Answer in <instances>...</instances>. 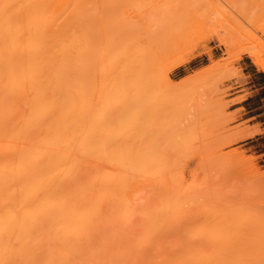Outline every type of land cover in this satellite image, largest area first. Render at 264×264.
<instances>
[{
  "label": "rangeland",
  "instance_id": "rangeland-1",
  "mask_svg": "<svg viewBox=\"0 0 264 264\" xmlns=\"http://www.w3.org/2000/svg\"><path fill=\"white\" fill-rule=\"evenodd\" d=\"M148 1H69L75 27L74 81L72 88L75 150L87 151L88 154L86 155L88 156L86 157H88L89 166L108 168L106 169L107 173L108 170L116 171L114 167L117 165L115 166L114 161L119 163L118 166H121L122 161L130 160L132 157L136 160L149 158L153 160L154 164L161 166L158 172H153L154 174L148 177L147 181L139 175V177L135 176L136 178L132 181L130 178L127 179L130 180L131 184L128 183L130 186H125L126 183L123 184V187L127 188H125L126 190L119 189L120 186L117 183L112 185L113 188L108 185L111 190L105 187L109 191L107 192L108 196L105 195L104 201L100 200V202L102 201L101 206L97 203L96 205L100 207V214L104 215L101 216L105 217L106 213V216L110 217L109 219L100 217V219H105V222L109 220L108 223L111 221V225L109 227L102 226L101 229L97 227L98 229L95 231L92 228L95 224H91V228L96 232V235L99 229L100 232L103 231L102 236L99 233L98 238L96 236L92 237V240H94V237L97 238L98 242L94 241V243L103 246L93 247H99L100 249V247L107 246L104 251L102 250L103 254L105 253V256L110 259L111 252L113 254L115 252V254H118L117 257L112 255L111 259L115 261L116 258L131 262L142 259L145 262L149 260L150 262L167 261L172 258L173 260H180L183 259L182 254L187 252L185 251L188 248L187 246L195 243L192 238H196V242H200L201 247L196 243L195 246L198 247L195 248L194 246V248L198 249L200 247L199 260L201 262L202 260L203 262L205 260H212L213 262L215 260L225 262L251 261L253 254L258 253L256 252L258 249L256 238L245 234L242 239H238L234 233H230L231 229L229 227L232 226L231 228L234 229L235 224L239 222V218L230 226H226L227 223H224L217 225V227L216 223H213L216 222L213 217L215 214L209 210L212 214L207 212L210 216L207 215L206 217L205 212L208 209L212 210L210 207L212 199L213 202L216 200L219 203L220 208L221 205L223 208L224 204L222 203H225V201L227 205L231 202L228 206L224 205L223 211L227 209L225 210L226 213L230 208L231 212L237 211L238 214H251V216L264 213V102L259 100L260 96L256 94L254 87L249 88L251 84L248 83L249 77L246 73L248 70H244L241 66L242 63H248L259 75L264 76V71L254 65L251 58L244 53V49L247 47H255L259 43L264 44V33H262L264 32V0H195L194 3H199L201 6L198 14L199 24L187 30L183 36L172 41L166 57L171 61H175L177 58L182 59L180 65L168 71V75L174 83L179 81L181 83H177L176 91L174 93L170 92L171 94L169 92L167 94L163 90L166 87L163 84H159L152 89L137 91L130 98L129 105L126 108L128 112L123 116L125 120L121 123L122 127H119L117 122L105 120L104 118L110 110L107 112L108 105L104 112L101 110L102 103L99 94L101 85L98 80L95 84L92 83V71L97 70L95 63L99 60L101 40H104V37L107 39L108 34L110 36L111 31L118 26V23L122 24L126 19H133L134 15L141 14L142 9L145 11L143 6ZM38 2L40 0H0V4H2L0 5V11L5 14L2 15L4 18L6 12L10 13L8 11L10 8L16 9L15 7L34 5ZM2 7L4 10L7 7L9 9L7 8L4 12V10H1ZM3 18L1 17V19ZM79 21L86 24L85 35H82V38L78 33ZM258 29H261L262 32ZM221 40L227 41L228 46L226 47ZM262 56H264V50H262ZM79 64L81 68L78 67ZM238 106L240 108H237ZM247 110L251 111L246 113ZM251 115L258 116L249 120L245 119ZM119 132H121V141H123L120 144L118 143L120 136H117ZM105 138L108 145H105L104 151L100 149V143ZM116 142L120 145L119 150L121 149L123 152L122 157L119 156V152L115 153L118 149ZM193 149H197L196 152ZM114 150L119 159L114 157ZM188 150H190V153H194L190 155ZM187 152L188 155L185 156ZM113 158H116V160L112 161ZM181 158H184L185 161ZM107 160L111 165L106 162ZM202 161L205 162L204 165L206 166H203ZM143 162H146V160H143ZM200 163L202 168L207 167L206 170L200 167ZM201 170L204 172H200ZM110 173L113 175L115 172L111 171ZM124 191L125 193H121ZM201 191L206 192L207 195L204 192L200 193ZM109 193L112 196L115 193V197L119 194L120 201L118 200L119 196L116 197L117 201L114 196V199L109 196ZM106 198H108V201ZM109 199L113 200L112 203ZM144 201L147 203L146 205ZM150 201L152 202L150 203ZM143 203L145 207L141 206ZM202 203L203 205L204 203L206 205L210 203V208L207 205L206 208L208 209L204 208L206 210L202 211L200 209ZM149 204L151 205L149 206ZM152 205L155 209L151 208ZM163 205L166 207L165 209L162 208ZM214 208L216 209L214 210ZM159 209L167 211H161L165 215L163 217L174 214V216L179 215L180 218V215L182 217L184 215V219L187 220L186 218H188L189 222L195 218V222L192 220L189 223L191 229H187V225L184 229H187V232H185L189 233L185 236L181 233L184 231L182 227L180 228L182 231H178V228H175L177 226H173L174 223L178 224L176 222L178 220H171L173 222L171 223L170 219L165 218L169 220L170 224L168 225V222L166 223L164 219L167 227L164 229L166 235L162 236L163 233L160 232L164 228L162 223H160L159 232L157 231L158 226H156L159 225L156 222L158 221L156 217L159 218L160 216L159 211L157 216L153 214L155 213L154 210ZM146 210L156 219L153 220L156 225L153 223H151L153 227L150 225V231H153L152 228L154 231L147 234L148 236L145 235V230H147V233L149 232L150 223H144L146 221L144 216ZM150 210L154 212L151 213ZM213 210L214 213L218 212L215 206ZM141 213H144L145 218L142 217L144 221L140 220L139 217H135L142 215ZM185 214L189 216L187 217ZM125 215H129V217L134 215L135 220L132 218V223H135L134 226H131V223L130 226L125 224L127 219L129 222L131 221ZM193 215H197L199 218L193 217L190 219ZM228 215L235 214L229 213ZM236 215L234 220L237 218ZM244 216L242 215L240 218L242 221L239 222V227L236 226L244 228L245 232H249L250 226L246 225L243 219ZM163 217H161V221ZM147 220H149L147 222H150L152 219L150 220L147 217ZM185 220H181V222L184 221L182 223L186 224ZM192 222L194 223L192 224ZM208 222L210 225L207 224ZM96 223L98 225L99 221ZM101 223L98 226H101ZM180 225L182 224L180 223ZM94 228L96 227L94 226ZM103 228H111L107 231L113 230L114 237L110 235L111 238L105 239V236L109 237L110 232L104 235ZM211 228L214 237L208 239L207 236V240L205 235ZM231 231L233 232V230ZM94 232L92 231V235ZM122 232L125 235L121 236ZM133 232L134 234L130 235ZM226 232H229V234ZM151 233L153 235H150ZM117 235L120 242L116 238ZM124 236L125 238H123ZM187 237L191 238V243ZM92 240L90 241L91 245L94 244ZM150 243H152V246ZM142 246L144 247L139 248ZM174 246L177 248L173 249ZM202 246L204 247V253L202 252ZM148 247H150V250ZM209 250L210 254H208ZM233 250L234 252H232ZM235 250H238V252H235ZM163 251L166 253L163 254ZM205 251L208 255H205ZM101 253L99 252V254ZM216 253L219 256H215Z\"/></svg>",
  "mask_w": 264,
  "mask_h": 264
},
{
  "label": "bare ground",
  "instance_id": "bare-ground-1",
  "mask_svg": "<svg viewBox=\"0 0 264 264\" xmlns=\"http://www.w3.org/2000/svg\"><path fill=\"white\" fill-rule=\"evenodd\" d=\"M69 1L40 0L34 5L15 7L16 9L10 8L8 10L10 13L6 12L9 7L5 10L2 7L1 10L7 13L4 18L2 15L5 14L0 11V16L3 18L0 17V264H264V213L251 216V214H238L237 211L234 212L233 210L231 212V208L226 213L225 210L227 209L223 211L224 205H227L225 204L226 201L225 203L221 202L224 205L223 208L221 205L222 210H220L219 203L215 200L217 206L212 199L210 202L209 198L208 200L212 205L210 203L207 205L212 210L206 208V203H204L205 207L202 203L200 209L202 211L208 209L205 212L206 217L207 215L209 217L212 213L215 214L213 217L216 222L213 223H216V226L224 223H227L226 226H230L238 218L241 222V216L245 215L243 219L246 225L250 226L249 232H245L244 228H238L239 222L235 224L234 229L231 228L232 226L229 227L233 232L229 230L238 239H242L245 234L256 238L258 243H256L258 245L256 252L258 253L253 254L251 261L225 262L215 260L213 262L212 260H205L203 262L202 260L201 262L199 260L200 242H196L197 239L192 238L195 241L192 244L191 238H188L189 236L187 238L190 240L191 245L186 248L189 251L183 248L187 252L182 254L183 259L179 258L180 260H173L172 258L167 261L150 262L149 260L145 262L142 259L131 262L116 258L115 261L111 260L112 255L117 257L118 254H115V252L114 254L111 252L110 259L105 256V253L103 254L102 250L104 251L107 246L100 247V249L99 247L95 248L96 246H103L102 244H96L98 242L96 240L97 235L100 233L99 235L102 236L103 234V231L100 232L101 227L111 225V221L108 223L109 220H106L107 222H105L106 217L107 219L110 217L106 216V213L103 217L104 215L100 214L101 211H99V206L104 201L103 198L105 195L108 196L107 192L109 191L105 187L109 188L108 185H110L113 188L112 185L117 183L120 186L119 189H125L126 187H123L124 183H126L125 186L131 184L130 180L127 179L130 178L132 181L138 175L147 181L148 177L154 174L153 172H158L161 166L154 164L153 160L149 158L136 160L133 157L130 160L122 161L121 166H118L119 163L114 160L119 156H123L122 150H119V144L123 142L121 141V132L117 134V136H120L118 138V140L120 139L119 142L117 141L119 144L116 142L118 151H113L116 158H113L112 161H114L115 166L117 165L114 167L116 171L108 170L107 173L106 169L108 168L90 167L88 157H86L88 156L86 155L88 154L87 151L75 150L72 108L75 27ZM194 1L149 0L143 6L145 11L142 9L141 14L134 15L133 19H126L122 24L118 23V26L113 27L114 30L111 31L110 36L108 34L109 38L105 39L104 37V40H101L99 60L95 63L97 70L92 71V83L95 84L98 80L101 85L99 94L102 112L107 109V105V112L110 110L109 114L104 117L105 120L115 121L119 124V127H122L121 123L125 120L123 116L128 112L126 108L129 105L130 98L137 91L152 89L159 84L166 85L163 90L167 94L176 91L177 83L181 82L174 83L170 79L168 71L180 65L182 59L177 58L175 62L166 57L171 42L199 24L198 14L201 6L199 3H194ZM85 29L86 24L79 21L78 33L81 38L82 35H85ZM261 29L258 30L262 32ZM221 41L226 47L228 46L227 41ZM256 46L245 48L244 53L251 58L254 65L264 71V56H262L264 44L259 43ZM78 67L81 68L80 64ZM105 145H108L106 138L101 141L100 149L104 150ZM114 152H119V156ZM188 152L185 156L188 155ZM192 153L189 152L190 155ZM143 160H146V162L142 163ZM203 161V166H206ZM109 165L111 164L109 163ZM205 168L202 169L206 170ZM103 171L106 173H103ZM109 171L115 172V176L113 177L114 174L111 175L112 173ZM109 173L111 176H108ZM109 190L111 189L109 188ZM118 192L120 193L119 190ZM202 192L204 191L200 193ZM121 193H125V191ZM204 193L206 194V192ZM109 194V196H112L111 193ZM114 195L116 194L114 193ZM117 196H119L118 200L120 201V195ZM100 200L102 201L100 202ZM109 200L112 203L113 200ZM144 203L141 206L145 207L147 203L145 205ZM238 203L242 204L241 202ZM209 205L211 206L209 207ZM214 206L218 210L216 213H214L216 208L213 210ZM151 208L155 209L153 205ZM162 208L165 209L166 207L163 205ZM148 210L146 211L148 212ZM154 211L156 214L153 213ZM154 211L151 212L154 216L160 215L159 218L156 217L158 220L156 222L159 225L155 224L153 221L155 218L149 212L148 214L146 212L145 215L144 212L140 216H135L139 217L140 220L146 217V221L143 220L144 223H150L149 232L147 233V230H145V235L154 231L153 228V231H150L151 223L158 226V232L161 226L160 223H162L164 228L161 227L163 229L160 232L163 233L162 236H165L164 229L169 221L165 218L170 219L171 223H173L171 220H178L176 221L178 224L174 223L173 225L177 226L175 228H178V231L181 227L184 230L187 226V229L190 230L189 223L192 220L194 221L195 218L193 217L199 218L197 215H193L190 217V219H193H189V222L188 218L185 220L184 215L183 217L180 215L181 220H185L186 224H183L184 221L182 223L177 214L178 218L174 214L163 217L165 216L162 213L164 210ZM207 212L210 214H207ZM229 213L239 216L236 215L237 218L234 220L235 215L230 216ZM133 216L130 215L131 218L129 215L127 216L131 220L130 222L124 218L127 226L128 224L134 226L135 223H132V220H135V218ZM100 217L105 219L101 220ZM147 217L152 220L147 222L149 221ZM161 217H163L162 221ZM203 218L202 220H204ZM164 219L166 223H164ZM98 221V225L101 223V226L96 225ZM180 223L185 227L183 228ZM91 224L95 225L92 226ZM91 226L95 231H97V227H100L97 235ZM103 229L105 231L104 235L110 232L109 237L105 236V239L114 237L113 230L107 231L111 228ZM187 229L180 231L186 236L189 233H186ZM92 231L94 232L93 235ZM226 233L229 234V232ZM131 234H134V232ZM213 234L212 228L209 229L206 235L204 234L205 239L214 237ZM123 235L125 234L122 232L121 236ZM150 235H153V233ZM93 236L97 238L94 237V240H92ZM116 238L120 242L118 235ZM91 240L93 243L96 241V243L91 245ZM196 243L200 246L198 249H195L198 247L195 246ZM150 244L152 246V243ZM240 245L242 246V244ZM148 248L150 250V247ZM176 248L174 246L173 249ZM202 249L204 253V247ZM164 251L163 254L166 253ZM99 252L102 253L99 254ZM208 252L210 254V250ZM235 252H238V250H235ZM208 254L205 251V255ZM215 256L219 255L216 253ZM200 257L203 258L202 255Z\"/></svg>",
  "mask_w": 264,
  "mask_h": 264
},
{
  "label": "crops",
  "instance_id": "crops-1",
  "mask_svg": "<svg viewBox=\"0 0 264 264\" xmlns=\"http://www.w3.org/2000/svg\"><path fill=\"white\" fill-rule=\"evenodd\" d=\"M241 66L243 67L244 70H248L246 71V73L248 74L249 80L248 83H250V87L249 88H255L254 91H256V94H259L260 98L259 100L264 102V76H261L257 73V71L255 69H252L251 65L248 63H242ZM237 108H240L239 106ZM251 110H247L246 113L250 112ZM258 115H251L246 117V120L249 119H253Z\"/></svg>",
  "mask_w": 264,
  "mask_h": 264
}]
</instances>
